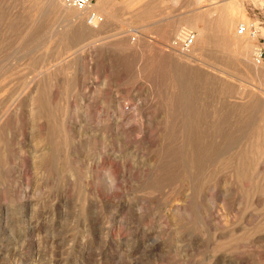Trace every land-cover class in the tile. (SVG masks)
<instances>
[{"label": "rangeland", "instance_id": "1", "mask_svg": "<svg viewBox=\"0 0 264 264\" xmlns=\"http://www.w3.org/2000/svg\"><path fill=\"white\" fill-rule=\"evenodd\" d=\"M56 2L0 0V264H264V0Z\"/></svg>", "mask_w": 264, "mask_h": 264}, {"label": "bare ground", "instance_id": "2", "mask_svg": "<svg viewBox=\"0 0 264 264\" xmlns=\"http://www.w3.org/2000/svg\"><path fill=\"white\" fill-rule=\"evenodd\" d=\"M57 0H51V3L52 4H54V5H57V2H56ZM62 2V1H61ZM66 6V5H65ZM70 6H68V8H69ZM95 7V6H94ZM55 8H56V6H55ZM91 8V6H89L87 9H90ZM93 8V7H92ZM99 8V7H98ZM87 9H85V10H87ZM63 10V9H62ZM70 10V9H69ZM85 10H83L84 12H85ZM100 10V9H99ZM62 12V11H61ZM94 12H96V11H94ZM93 12V13H94ZM83 13V12H82ZM87 13V12H86ZM233 13V12H232ZM65 14L67 15V17H73V16H76V15H80V17H81V13H75V12H73V11H66L65 12ZM88 14V13H87ZM91 14V13H90ZM90 14L87 16L88 17V22L89 23H93V24H98L99 23V25H101V23L99 22V17L96 15V13H94L93 14V18L91 19V20H89V16H90ZM77 17V16H76ZM83 17H85V16H83ZM227 23H229V22H227ZM250 24V23H249ZM249 24L247 25V26H249ZM98 25V26H99ZM227 26V25H226ZM81 27V26H80ZM83 27H84V25H83ZM93 27H95V26H93ZM100 27H102V26H100ZM82 28V27H81ZM88 29V28H87ZM90 29V28H89ZM94 31V30H93ZM92 31V32H93ZM95 31H97V30H95ZM86 32H87V30H86ZM92 32H90V33H92ZM190 31H182L181 32V34L179 35V38H177V42H174V46L173 47H178V48H181V50H186L187 51V49L194 43V41H195V34H194V41L191 43V45H189V47H187V49L185 48V47H183L182 45H181V40L184 38V36L187 34V33H189ZM230 33H231V31H229ZM178 33V32H177ZM231 34H233V33H231ZM91 35V34H90ZM178 35V34H177ZM198 40V39H197ZM129 41V40H128ZM196 44V43H195ZM197 46V45H196ZM195 46V47H196ZM170 48H172V47H170ZM191 48V47H190ZM197 48V47H196ZM173 50H175L174 48H173ZM179 50V49H178ZM177 50V51H178ZM174 53V52H173ZM178 53V52H177ZM184 53V52H183ZM185 54V53H184ZM186 54H187V52H186ZM181 56V55H180ZM188 56H189V53H188ZM258 56H259V53H258ZM257 56V57H258ZM256 57V61L258 62V63H260V62H262L261 60H258V58ZM181 59V58H180ZM188 61V60H187ZM264 63V62H263ZM171 96V95H170ZM174 101V100H173ZM170 105V104H169ZM178 106V105H177ZM177 106H175V108L177 107ZM166 107V106H165ZM171 107V106H170ZM173 109V108H172ZM187 110H189V109H187ZM173 111H174V109H173ZM178 112H180V111H178ZM189 112V111H188ZM173 113H175V112H173ZM193 113V112H192ZM179 114V113H178ZM174 115H176V114H174ZM173 115V116H174ZM186 115V114H185ZM184 115V116H185ZM206 115V114H205ZM124 116V115H123ZM180 116V115H179ZM200 117H201V115H199ZM172 117V116H171ZM170 117V118H171ZM122 118V117H121ZM189 120V118H186V120ZM191 119V118H190ZM199 120V119H198ZM169 121V120H168ZM195 121V120H194ZM191 122V121H190ZM201 122V121H200ZM199 122V123H200ZM210 122V121H209ZM211 123V122H210ZM213 123V122H212ZM207 124V123H206ZM178 127V126H177ZM197 127V126H196ZM210 127V126H209ZM149 128V127H148ZM181 128V127H180ZM186 128V127H185ZM194 128V127H193ZM189 129V128H188ZM192 129V128H191ZM181 130V129H180ZM211 130H212V128H211ZM182 132V131H181ZM181 132H179V133H181ZM145 133V132H144ZM195 133V132H194ZM193 133V134H194ZM184 134V133H183ZM145 135H147V134H145ZM177 135V134H176ZM190 135V134H189ZM148 136V135H147ZM151 136V135H150ZM183 136V135H182ZM185 136H187V135H185ZM191 136H192V134H191ZM179 137V136H178ZM181 137V136H180ZM184 137V136H183ZM189 137V136H188ZM193 137V136H192ZM149 138V137H148ZM184 140H185V138H183ZM181 140V139H180ZM179 140V141H180ZM187 140H189L188 138H187ZM173 141V140H172ZM183 141V140H182ZM191 141H193L192 139H191ZM185 142H187L186 140H185ZM190 142V141H189ZM181 144V146H182V142L180 143ZM184 144V143H183ZM178 146V145H177ZM193 146H194V143H193ZM180 147V146H179ZM191 147V146H190ZM192 148V147H191ZM182 149V148H181ZM171 150V149H170ZM189 150V149H188ZM183 151V150H182ZM190 151V150H189ZM178 154V153H177ZM186 154V153H185ZM188 157V156H187ZM176 159V158H175Z\"/></svg>", "mask_w": 264, "mask_h": 264}, {"label": "built area", "instance_id": "3", "mask_svg": "<svg viewBox=\"0 0 264 264\" xmlns=\"http://www.w3.org/2000/svg\"><path fill=\"white\" fill-rule=\"evenodd\" d=\"M61 1L64 5L73 7L78 10L87 9L91 5V2H92V0H61ZM92 18H93V14H90L89 20H91ZM237 28H238L237 29L238 34H245L247 29H249L252 33H255V30H256L254 23H250L249 26L241 23L238 25ZM193 41H194V33L189 32L184 36V38L181 40L180 43L183 47L187 48L189 47V45H191ZM258 51L260 52L257 58L258 60H261V50H258Z\"/></svg>", "mask_w": 264, "mask_h": 264}]
</instances>
